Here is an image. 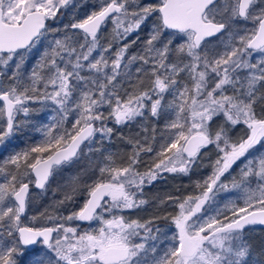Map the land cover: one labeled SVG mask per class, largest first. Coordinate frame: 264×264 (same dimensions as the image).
<instances>
[{
	"label": "snow or ice",
	"instance_id": "obj_1",
	"mask_svg": "<svg viewBox=\"0 0 264 264\" xmlns=\"http://www.w3.org/2000/svg\"><path fill=\"white\" fill-rule=\"evenodd\" d=\"M72 3L0 0V145L20 129L21 114L27 120L36 111L31 104L55 113L40 127L38 143L0 164V233L12 238L0 235V264H17L21 246L38 244L43 252L31 264H246L244 231L264 225V153L253 154L264 147V0H100L60 35L49 22ZM153 17L141 50L129 56L136 40L118 42ZM45 41L25 75L26 57ZM146 111L173 114L158 144L156 137L137 140L119 163L103 156L98 172L73 177L59 201L75 205L79 194L81 204L66 215L31 217L43 226L22 225L30 185L44 190L85 149L93 153V145L111 138L109 120L122 125ZM237 126L243 134L234 139ZM209 146L216 158L208 157L211 171L197 182L199 191L167 198L176 208L165 217L174 225L170 235L153 220L125 215L147 203L140 198L145 185L165 174L187 175ZM233 191L237 198L220 204ZM161 235L166 246L158 248Z\"/></svg>",
	"mask_w": 264,
	"mask_h": 264
},
{
	"label": "trees",
	"instance_id": "obj_2",
	"mask_svg": "<svg viewBox=\"0 0 264 264\" xmlns=\"http://www.w3.org/2000/svg\"><path fill=\"white\" fill-rule=\"evenodd\" d=\"M143 2L149 3L154 2V0H143ZM99 3L100 0H73V3L69 5L67 9L62 10V12L58 14V18L55 21L49 22L50 27L54 29H60L61 31L59 34L63 35L65 25H71L72 23H76L79 20L85 18L91 11L96 10V6ZM153 19L154 17L149 19L147 23L142 26L138 33L132 34L125 41L118 42L122 44L130 43L131 41L136 40V43L133 44L128 51L129 56L141 50L144 41L149 35ZM137 37H139V39H137ZM48 39L51 40L52 36L50 35ZM179 42L180 41H176V43ZM46 44L47 41H45L43 45H38L37 48L26 57L25 63L23 65V73L25 75L30 72ZM8 75H11V69L9 70ZM123 87L130 88L131 85L125 81L123 83ZM172 99L173 97L171 95L166 96L167 101L170 102ZM30 107L36 109V111L31 112L27 120H25V117L23 114H21L19 119L23 121V123L21 124L20 129L13 137L10 138L9 141H6L5 144L1 145L0 164H3V162L14 153L38 143L43 138L41 132L39 131L40 127L42 125L48 124L55 115L51 106L34 103L31 104ZM105 114H107L106 108ZM172 115L173 114L170 111H162L158 117L146 118L143 116L142 118H137V120L122 125H116L114 121L109 120L108 126L113 128L111 138L105 139L103 144H98L96 148L109 149L113 159L119 163L122 158H125L126 155L132 151V146L137 140L143 142L144 139L147 138L151 142L152 137H156V143L158 144L161 135L165 134L163 130L171 119ZM69 120H71V117ZM152 123L155 124V127L151 132ZM32 125H35V127ZM66 126L70 127V122L67 123ZM233 130L234 129H232L231 132ZM129 141L132 143H129ZM211 147L209 146V148ZM213 150L215 153L214 148ZM89 155V153L87 154L85 152V154L82 155L78 160L71 163L69 166V168L72 170L70 175L63 173L57 180L59 182L56 181L55 177L50 180L51 182L47 185V187L49 185H54L53 192L63 196L55 202L59 203V201L64 199L65 194L71 191V181L73 177L81 176L84 173L90 175L93 171L98 172L96 164L100 161V158L103 159L105 152L103 155H101L100 152L95 151V157H97V160L94 162H91ZM215 158V155L211 157L212 160H215ZM143 159L145 162H147L149 160V156H143ZM209 163L210 160L208 157H203V159L200 160L196 166H194L193 170L187 174V177H184V175L165 174L152 184L145 185V189H143V195L146 196L144 200L147 201V203L137 210L139 212L136 211L131 214L132 218L139 219L141 221L153 220L154 228L158 227L162 233H168L170 235V229H173V224L171 223L170 219H166L165 217L175 215L176 212L174 205L172 206V202L167 200L170 192L173 191L172 197H180L183 195V193L185 194L187 192L188 195L196 194L199 191L196 188L197 182H202L203 178L206 177L211 171V169L207 167ZM145 167L146 165H142L139 170L144 171ZM2 175L3 174L0 173V178H2ZM69 176L70 178H68ZM31 187H33V185H30V188ZM46 188L39 193H43ZM31 192H35V190L32 189ZM142 196L140 198H142ZM38 202H40L39 206H41V211H37L35 213L37 217H39L41 213H47L49 215L55 216L57 214L66 215L67 210H72L76 205L81 204L82 199L79 197V194H77L75 205L68 204L64 207L55 205V203L50 201L48 197L42 200L39 199ZM48 207H50V209ZM24 220L25 218L21 217L22 224L24 223ZM31 226L39 227L43 226V223L38 219L36 222L32 223ZM83 227H87V225H83ZM0 235H2L5 240L12 239L11 237H8L6 233H0ZM244 239L245 241L248 240L250 243L253 242L250 248L251 250L246 257V264H264V227L251 226L244 231ZM157 246L158 248L166 246L164 235L160 236L159 241H157ZM42 252L43 249L41 246H34V248L31 249L21 247L14 259L17 261V264H31V262L34 259H37L42 254Z\"/></svg>",
	"mask_w": 264,
	"mask_h": 264
},
{
	"label": "rangeland",
	"instance_id": "obj_3",
	"mask_svg": "<svg viewBox=\"0 0 264 264\" xmlns=\"http://www.w3.org/2000/svg\"><path fill=\"white\" fill-rule=\"evenodd\" d=\"M250 27L251 25H238L237 27ZM111 24H109L103 31L102 33V37H101V43L102 44H106L107 43V40L109 37V34L111 32ZM217 43H219V40L218 39H215L213 38L211 40V44L212 45H216ZM115 48H116V45H113V49L112 51L114 52L115 51ZM262 91H264V89H262ZM146 118L148 117H152L150 115L149 112H145V115H144ZM138 118H142V117H138ZM154 118V117H152ZM137 120V118L135 119ZM131 122V121H130ZM130 122H127V123H130ZM217 123H219V121H217ZM126 124V123H125ZM152 129H151V132L154 130V127H155V124L152 123ZM243 134V127L242 126H237L234 128V130L232 132H230V135L235 139L236 137L240 136ZM99 139V137L97 138ZM99 143L93 145V149H94V153L90 154L89 157L91 159V162L97 160V157H95V149L97 147ZM211 147V146H210ZM107 151L105 152V155H108L110 153L109 149H106ZM85 152L88 154V151L87 149H85ZM260 153H264V147H260L259 145L257 146V150H254V155H259ZM101 154V153H100ZM111 154V153H110ZM215 155L214 153V150H213V147L211 148H208L206 152H204V155L203 157H213ZM203 157L201 158V160L203 159ZM99 159V158H98ZM100 160H102V158H100ZM71 165V164H70ZM70 165H67V166H64L62 167L61 169L58 170V173L57 174H54V177L56 178V181L59 179V176H61L63 173H65L66 175H70V173L72 172V170L69 168ZM239 171V169L237 168L235 172H233V175H236V173ZM72 175V174H71ZM181 176L184 175V174H180ZM187 177V175H184V177ZM70 178V176L68 177ZM59 182V181H57ZM227 183H231V177L228 178V180L226 181ZM54 185L53 186H48L46 188V190L43 192V193H39L37 191L35 192H31V204H30V209H29V212L27 214V216L25 217V220H24V224L28 225V226H31L32 223L36 222L37 220H32L31 217L35 216L33 215L35 213V211H37L38 209L36 208V201H38L39 199H45V198H49L50 201H53V203H55V205H58L59 206V203L55 202V201H58L61 197H63L62 195L60 196L59 194L57 193H54ZM188 195V194H187ZM183 193V195H181L180 197H184V196H187ZM44 196V198H43ZM237 198V194L233 191L231 195H228V194H222L221 195V199H220V204H223L226 200L228 199H236ZM241 206H242V203H241ZM50 209V207H48ZM40 209V208H39ZM138 209H134V210H131V212H126L125 215H128L129 217L132 218L131 214H133L134 212H136ZM139 212V211H137ZM37 217V215H36ZM174 226V225H173ZM33 227V226H32ZM246 230V229H245ZM246 244L248 245L249 249L251 248V245L253 244V242H248V240L246 241ZM37 246H40L39 244ZM251 250V249H250Z\"/></svg>",
	"mask_w": 264,
	"mask_h": 264
},
{
	"label": "flooded vegetation",
	"instance_id": "obj_4",
	"mask_svg": "<svg viewBox=\"0 0 264 264\" xmlns=\"http://www.w3.org/2000/svg\"><path fill=\"white\" fill-rule=\"evenodd\" d=\"M50 180H51V179H50ZM50 182H51V181H50ZM50 182H49V183H50ZM49 183H48V184H49ZM33 185H34V184H33ZM46 187H47V186H46ZM32 189L35 190V191H37V192H41V191L36 190V189L34 188V186L30 188V192H31ZM144 189H145V188H144ZM171 193H172V194H171ZM30 194H31V193H30ZM187 194H188V192L185 193V195H187ZM172 195H173V191L170 192L169 196L172 197ZM145 197H146V196L143 195L141 199H145ZM173 197L175 198V196H173ZM43 198H44V197H43ZM41 200H42V198H41ZM38 201H39V200H38ZM38 201H36L35 204H36V208L38 209L37 211L40 212V211H41V208H40L41 206H39V203H40V202H38ZM173 205H174V204H172V206H173ZM39 208H40V209H39ZM174 208H175V205H174ZM175 209H176V208H175ZM37 211H35V213H36ZM35 213H34L33 215L36 216ZM27 214H28V210H27V212H26L25 215L27 216ZM26 216H24V218H25ZM23 224H24V223H23ZM24 225H26V224H24ZM85 225H86V224H85ZM27 226H28V225H27ZM29 227H32V226H29ZM173 228H174V226H173ZM36 246H37V245H36ZM21 247H22V246H21ZM23 247H24V246H23ZM23 247H22V248H23ZM24 248H27V247H24ZM32 248H34V247H32ZM30 249H31V248H30Z\"/></svg>",
	"mask_w": 264,
	"mask_h": 264
},
{
	"label": "water",
	"instance_id": "obj_5",
	"mask_svg": "<svg viewBox=\"0 0 264 264\" xmlns=\"http://www.w3.org/2000/svg\"><path fill=\"white\" fill-rule=\"evenodd\" d=\"M0 147H1V145H0ZM49 182H50V181H49ZM33 186H34V185H33ZM34 188H35L36 190H38V191H42L41 189H38V188H36L35 186H34ZM25 214H26V213H25ZM25 214H24L22 217L26 216ZM22 225H24V224H22ZM25 226H27V225H25ZM251 226H258V227L263 226V227H264V225H261V224H254V225H250V226H248L246 229L250 228ZM22 247H23V246H22ZM24 247L32 248V247H34V246H24Z\"/></svg>",
	"mask_w": 264,
	"mask_h": 264
},
{
	"label": "bare ground",
	"instance_id": "obj_6",
	"mask_svg": "<svg viewBox=\"0 0 264 264\" xmlns=\"http://www.w3.org/2000/svg\"><path fill=\"white\" fill-rule=\"evenodd\" d=\"M170 180V179H169ZM163 226V225H162Z\"/></svg>",
	"mask_w": 264,
	"mask_h": 264
}]
</instances>
